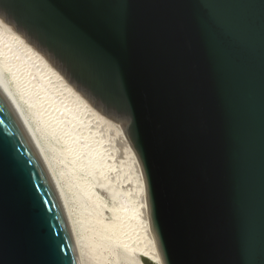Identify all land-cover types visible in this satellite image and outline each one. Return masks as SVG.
Listing matches in <instances>:
<instances>
[{"label": "water", "instance_id": "95a60500", "mask_svg": "<svg viewBox=\"0 0 264 264\" xmlns=\"http://www.w3.org/2000/svg\"><path fill=\"white\" fill-rule=\"evenodd\" d=\"M141 163L163 264H264V0H0ZM0 264H80L0 83Z\"/></svg>", "mask_w": 264, "mask_h": 264}, {"label": "bare ground", "instance_id": "6f19581e", "mask_svg": "<svg viewBox=\"0 0 264 264\" xmlns=\"http://www.w3.org/2000/svg\"><path fill=\"white\" fill-rule=\"evenodd\" d=\"M0 20V83L58 187L80 264H142V256L163 264L143 169L121 124L97 110L40 51Z\"/></svg>", "mask_w": 264, "mask_h": 264}, {"label": "rangeland", "instance_id": "374dc122", "mask_svg": "<svg viewBox=\"0 0 264 264\" xmlns=\"http://www.w3.org/2000/svg\"><path fill=\"white\" fill-rule=\"evenodd\" d=\"M104 197L106 198V200L108 201V203H112L113 202L112 199L109 198V196H107V195L104 194ZM141 262H142V264H154L150 259H148V258H146L144 256L141 257ZM93 264H96V263L93 262Z\"/></svg>", "mask_w": 264, "mask_h": 264}, {"label": "snow or ice", "instance_id": "6c2138e0", "mask_svg": "<svg viewBox=\"0 0 264 264\" xmlns=\"http://www.w3.org/2000/svg\"><path fill=\"white\" fill-rule=\"evenodd\" d=\"M0 23H3V21H2V20H0Z\"/></svg>", "mask_w": 264, "mask_h": 264}]
</instances>
